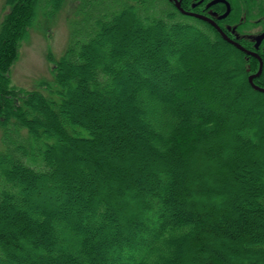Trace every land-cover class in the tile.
<instances>
[{
  "label": "trees",
  "instance_id": "16d2710c",
  "mask_svg": "<svg viewBox=\"0 0 264 264\" xmlns=\"http://www.w3.org/2000/svg\"><path fill=\"white\" fill-rule=\"evenodd\" d=\"M81 2L44 90H16L9 72L63 0L5 4L0 264H264L259 60L172 0ZM230 2L237 29L264 16L259 0Z\"/></svg>",
  "mask_w": 264,
  "mask_h": 264
},
{
  "label": "rangeland",
  "instance_id": "374dc122",
  "mask_svg": "<svg viewBox=\"0 0 264 264\" xmlns=\"http://www.w3.org/2000/svg\"><path fill=\"white\" fill-rule=\"evenodd\" d=\"M6 1L7 0H0V22L10 9L8 6L5 7ZM259 2H262V5H264V0H259ZM81 4V0H63V5L59 8V11L48 20L42 15L44 10L40 11L35 26L29 30L25 39H23L17 46L16 56L13 59V64L9 72L11 83L13 85L12 87L16 90L23 88L43 89L40 84L51 78L52 60L62 56L65 51L69 39L70 22L72 17L74 15L76 16V19L82 17L80 14L82 9ZM250 29L255 30V28ZM229 69L230 68H228V70ZM164 87L161 85L157 90L162 89L163 91L165 90ZM181 88L183 87H180L179 91L172 93L174 99L178 102L182 101L189 103L188 98H183V95L180 96ZM110 101L105 100V103H109ZM200 107H204V105H196L193 106L192 109L195 111ZM18 136L22 138L27 137L24 130H19ZM15 142L19 143L18 140ZM2 146V131L0 129V150L2 149ZM78 156L79 161L82 162L86 157L83 153H79ZM97 176V173L94 174L92 172L91 175L87 177L96 179L94 180V184H97ZM250 208L252 209V206H250ZM248 213H251V210H249ZM2 218L3 217H0V220ZM21 244L23 247L27 245L25 241H21Z\"/></svg>",
  "mask_w": 264,
  "mask_h": 264
},
{
  "label": "flooded vegetation",
  "instance_id": "af4514ba",
  "mask_svg": "<svg viewBox=\"0 0 264 264\" xmlns=\"http://www.w3.org/2000/svg\"><path fill=\"white\" fill-rule=\"evenodd\" d=\"M176 1L179 2L180 7L183 10L187 11L188 13L202 15V16L209 18L210 20L214 21L216 26H218L223 31V33L228 38H230L231 40L237 41L241 45H243V44L240 41L247 40L249 48H247L244 45L243 46L246 49H248V50H250V51H252L258 55V57L252 56L256 60H258V59L262 60V69H261L258 76H260L262 74L263 65H264V61H263L264 38L257 45H255L257 43L255 38H256V36L264 33V22H263L264 16L257 17L259 12H256L255 10H253L252 12H250V21L251 22H246L243 25L245 28L243 30L242 29L240 30V29H237V28H239L237 26L242 25V20L244 19V16L237 19V21L234 22L232 25H228V24L224 23V20L226 19V17L231 12L230 0H191V2L189 4V7H190L189 9L183 8V6H182L183 0H176ZM176 1L172 0L173 3ZM174 5H175V3H174ZM197 8H200V10L203 13L197 12L195 10ZM244 9H246L245 6H244ZM244 9H242L241 11H243ZM193 14H189V15L194 16ZM207 23H209V22H207ZM209 24L211 26H213L211 23H209ZM223 27L226 28V30H229V32H225L223 30ZM250 28H255V30H252ZM228 33H230L231 35H229ZM257 72H258V70L256 72H254V74ZM258 76H256L255 78H257Z\"/></svg>",
  "mask_w": 264,
  "mask_h": 264
},
{
  "label": "water",
  "instance_id": "95a60500",
  "mask_svg": "<svg viewBox=\"0 0 264 264\" xmlns=\"http://www.w3.org/2000/svg\"><path fill=\"white\" fill-rule=\"evenodd\" d=\"M175 1H176V0H175ZM175 4H176L177 8H179L182 12H184L183 9L180 7L179 2L176 1ZM184 13H186V14H193V13H188L187 11H185ZM193 15H194L195 17H198V18L204 19V20H206L207 22L211 23V24H212V25L218 30V32L222 35V37H223L225 40H227V41H229L230 43H232L233 45H235V46H236L238 49H240L241 51L245 52L246 54H249V55H253V56H255V57H258V55L255 54L254 52H251V51H249V50H246V49H245L243 46H241L239 43H237V42H235V41L229 39V38L223 33V31H222L218 26H216V24L214 23V21H212V20H210L209 18H206V17H204V16H202V15H198V14H193ZM263 38H264V33H262V34L256 36L255 39H256L257 43H256L255 45H257V44H258ZM259 60H261V59H259ZM261 64H262V62L260 61V69L258 70V72H257L256 74L250 75V76L248 77V81H249L250 85H251L254 89H257V90H259V91L264 92V88L255 85V84L253 83V81H252L254 77H256V76L259 75V73H260V71H261V66H262Z\"/></svg>",
  "mask_w": 264,
  "mask_h": 264
},
{
  "label": "bare ground",
  "instance_id": "6f19581e",
  "mask_svg": "<svg viewBox=\"0 0 264 264\" xmlns=\"http://www.w3.org/2000/svg\"><path fill=\"white\" fill-rule=\"evenodd\" d=\"M259 60V59H258ZM260 61L262 62V60H259V68H258V70L260 69ZM262 65V64H261ZM261 69H262V66H261Z\"/></svg>",
  "mask_w": 264,
  "mask_h": 264
}]
</instances>
